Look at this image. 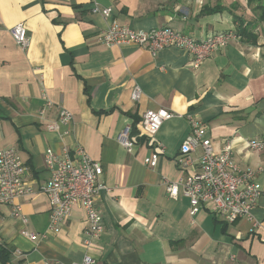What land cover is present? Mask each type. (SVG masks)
Instances as JSON below:
<instances>
[{"label": "crops", "instance_id": "crops-1", "mask_svg": "<svg viewBox=\"0 0 264 264\" xmlns=\"http://www.w3.org/2000/svg\"><path fill=\"white\" fill-rule=\"evenodd\" d=\"M96 2L112 9L109 19L92 12V0H0V150L19 151L26 181L37 190L16 201L27 222L12 206H0V246L11 252V264H74L86 254L83 207L74 206L50 233V204L39 191L52 177L46 152L61 157L64 147H82L100 162L110 188L96 197L105 228L90 249L97 264H264V196L254 211L256 228L246 219L222 222L207 208L191 216L189 200L166 191V182L182 177L176 160L191 132L189 115L209 126L216 152L230 141L242 170L264 168V147L250 148L253 140L264 142V24L247 0ZM235 16L257 25L256 39L237 35ZM21 23L31 40L26 50L11 34ZM111 25L170 27L197 40L233 32L237 39L194 68L193 56L175 48L154 57L136 46L100 43ZM135 86L139 101L132 99ZM59 108L73 122L50 132ZM159 109L176 117L156 136L166 152L150 168L145 158L152 149L144 139L129 153L118 138L135 122L141 134L144 114ZM256 182L264 191V173Z\"/></svg>", "mask_w": 264, "mask_h": 264}, {"label": "built area", "instance_id": "built-area-1", "mask_svg": "<svg viewBox=\"0 0 264 264\" xmlns=\"http://www.w3.org/2000/svg\"><path fill=\"white\" fill-rule=\"evenodd\" d=\"M92 2L94 14H100L105 19L111 17L112 9H102L96 0ZM11 34L23 50L30 46L31 40L23 23L12 28ZM236 39L237 35L233 32L215 33L204 40H197L170 27L145 31L118 25H111L99 36L100 43L106 46H136L149 51L154 57L168 48L187 52L193 56L194 68L203 65L213 54ZM141 95V88L135 86L132 99L139 101ZM46 106L51 108L53 105L47 102ZM57 114L55 122L47 125L50 132H59L62 126L73 122V115L68 110L59 108ZM175 117L167 109L150 110L143 116L142 130L138 137L144 138L152 149L151 154L145 158V164L150 168H156L160 156L166 152L164 144L156 136L165 122ZM187 118L191 132L181 145L180 156L176 160L182 177L178 181L166 182L167 194L175 200L180 195L186 197L190 202L191 216H196L207 208L222 222L233 224L246 219L257 228L259 223L254 211L264 196V191L256 182V177L264 173V168L242 170L234 158L230 141L224 144L220 152H216L212 139L208 136L209 126L193 115ZM139 138L131 137V130H127L119 136L118 141L127 152L134 153ZM263 147L262 141L250 142L251 149L261 150ZM45 162L52 177L39 191L47 196L50 204L49 232H58L74 206L81 205L87 216L84 238L87 251L83 260L74 264H97L90 249L105 228L103 214L96 205V197L101 191H110L101 179L104 174L102 164L92 160L82 147H77L73 152L64 147L61 157L49 149ZM27 172L28 167L17 149L0 150V206H12L14 216L23 222H27V219L16 201L37 192L26 181ZM25 236L33 241L38 239L36 234L30 232L25 233ZM42 237L45 238L46 234ZM14 254L21 255V252L15 250Z\"/></svg>", "mask_w": 264, "mask_h": 264}, {"label": "trees", "instance_id": "trees-1", "mask_svg": "<svg viewBox=\"0 0 264 264\" xmlns=\"http://www.w3.org/2000/svg\"><path fill=\"white\" fill-rule=\"evenodd\" d=\"M249 8L255 13L257 17L258 23L264 24V0H247ZM235 23L238 25L236 29V33L240 37L248 36L251 38H255V28H257V25H251L250 22H246V20L242 17L235 16L234 17ZM131 137H138V131H137V123L135 122L134 126L131 130ZM144 138H139L138 142L140 140H143ZM215 217V215H214ZM217 219V217H215ZM227 224H225L224 227H226ZM11 252L4 247L0 246V261L3 264H11Z\"/></svg>", "mask_w": 264, "mask_h": 264}]
</instances>
